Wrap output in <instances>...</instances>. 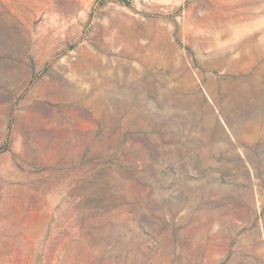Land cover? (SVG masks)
Returning a JSON list of instances; mask_svg holds the SVG:
<instances>
[{"label": "rangeland", "instance_id": "rangeland-1", "mask_svg": "<svg viewBox=\"0 0 264 264\" xmlns=\"http://www.w3.org/2000/svg\"><path fill=\"white\" fill-rule=\"evenodd\" d=\"M264 0H0V264H264Z\"/></svg>", "mask_w": 264, "mask_h": 264}, {"label": "crops", "instance_id": "crops-1", "mask_svg": "<svg viewBox=\"0 0 264 264\" xmlns=\"http://www.w3.org/2000/svg\"><path fill=\"white\" fill-rule=\"evenodd\" d=\"M253 112H264V103L256 105Z\"/></svg>", "mask_w": 264, "mask_h": 264}]
</instances>
